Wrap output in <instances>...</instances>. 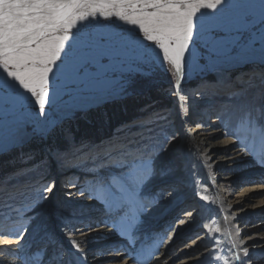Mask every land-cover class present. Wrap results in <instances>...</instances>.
<instances>
[{
    "label": "rangeland",
    "instance_id": "1",
    "mask_svg": "<svg viewBox=\"0 0 264 264\" xmlns=\"http://www.w3.org/2000/svg\"><path fill=\"white\" fill-rule=\"evenodd\" d=\"M229 2L250 5L244 13L251 23L239 33L235 27L225 25L211 26L203 35L196 34L194 29V34L206 42L205 47L197 42L203 50L204 65L196 76L184 83L180 100L177 99V94L174 95L178 84L174 70L169 75V71L162 66L159 55H154L153 60L147 63L116 67L106 73L98 71L95 66H89L86 71L60 73L57 65H61L70 45L83 34H99L102 39L103 33L109 31L135 32L138 29L137 25L127 23L118 16L105 15L106 12L115 13L118 8H100V3H95V11L92 4L81 9L86 14L85 18L90 15L96 19L88 24L74 23L68 30V40L64 41V48L60 53L61 59L52 65L53 72L49 73L47 90L51 106L45 105L46 115L38 114V105L33 104L35 98L29 93H25L28 99L23 106H8L6 116L5 106L0 105V201L6 200L10 193L14 194L18 203L13 204V209H17L21 203L37 199L40 189L51 182H55V190L40 201L42 207L50 203L55 195L71 192L75 195L76 190L67 188L68 186H77L81 182L82 186L89 188L90 184L95 188L90 175L84 174L82 177L74 173L69 176L67 172L62 173L63 167L78 162L89 172L90 158L102 154L108 145L114 143L138 145L149 150V155L153 154L158 151L156 146L163 143L166 137L177 134L180 138L181 133L178 132L181 124L176 113L177 106L183 110L186 106L188 115L191 113L192 119L187 123L189 128L201 129L206 121L217 118L221 126L232 135L241 124H247L236 112L237 106L249 101H264V41L261 40L264 27L260 25L261 0ZM235 11L232 10L229 14L234 15ZM214 14L220 13L198 7L193 20H206ZM62 34V31L57 33ZM152 51L158 52L154 49ZM164 64L172 70L167 61ZM3 76L4 73L0 71V78ZM197 91L203 96L197 98ZM195 106L199 109L194 111ZM205 109L211 111V114L206 115ZM50 114L57 123L46 134L44 128L50 122ZM45 142L53 147L45 146ZM41 145L44 148L39 151L38 147ZM71 180H75L74 184ZM181 187L180 190L183 188ZM238 187V184H231L228 193H225L223 187L219 188L223 189L221 191L226 198L239 195ZM156 190L159 192L164 188L158 186ZM188 195V206L175 209L177 213L172 216L177 218V224L183 220L182 215L186 211L197 208L198 201L194 197L189 198L191 194ZM236 197L238 196H233ZM44 210L45 207L38 209L35 214H16L15 223L11 227L19 225V230H23L22 234H14L19 230L13 234L0 233V239L17 236L22 238L42 222ZM5 211L7 210H0V221L6 214ZM252 215L255 216L254 223L249 222L247 226L264 220L262 214ZM96 217L95 220H98L104 216L98 214ZM86 228L89 227L83 229ZM200 236L201 231H197L196 237ZM100 251L97 248L94 257L104 255L107 259L116 255L111 249L103 250L104 254H99ZM82 253L86 254L85 259L89 258V263L93 254L87 250Z\"/></svg>",
    "mask_w": 264,
    "mask_h": 264
},
{
    "label": "snow or ice",
    "instance_id": "2",
    "mask_svg": "<svg viewBox=\"0 0 264 264\" xmlns=\"http://www.w3.org/2000/svg\"><path fill=\"white\" fill-rule=\"evenodd\" d=\"M81 3L82 0H0V71L4 73L0 78V105L5 106V116L8 106H23L28 99L25 93L35 98L33 104L38 105V114L46 115L45 105L51 106L47 90L49 73L53 72L52 65L61 59L68 30L86 16L80 11ZM99 7L118 8L115 13L106 12L105 15L118 16L137 25L138 29L135 32L109 31L103 33L102 39L99 34H83L70 45L64 58L66 63L62 61L57 65L60 73L86 71L89 66L106 73L116 67L147 63L162 52V66L169 75L174 70L179 81L185 75L184 56L194 41V29L196 34L203 35L211 26L225 25L235 27L239 33L251 23L244 13L250 5L233 4L229 0H101ZM198 7L217 10L220 14L211 15L206 20L198 18L194 22ZM261 9L260 25L264 27V0H261ZM232 10H236L234 15L229 14ZM61 31L63 34L57 35ZM261 40L264 41V36ZM153 48L159 51L153 53ZM164 61L172 66V70ZM177 99L181 97L177 96ZM236 112L253 131L264 136V101L246 102L237 106ZM178 138L177 134L166 137L156 146L158 151L151 155L149 150L138 145L114 143L108 145L102 154L90 158L91 169L87 174L95 184L93 199L105 209L114 226L123 228L126 233L139 230L149 203L158 205L166 197H171L168 190H154L150 194L152 201L145 198L148 186L156 178L161 156ZM159 170L165 169L161 167ZM55 187V182L44 185L37 199L21 203L17 209H13V204L18 203L15 195L10 193L6 200L0 201V210H14L17 215L35 214L41 206L40 201L53 193ZM44 231L47 233V229ZM22 232L19 230L14 234L21 235ZM68 243L69 248H65L54 235L47 236L34 255L26 258V264H75L72 253L75 252L77 257H82L83 253L76 240L69 239ZM241 253L225 264H246L249 248L244 247ZM167 259L165 254L156 264H164Z\"/></svg>",
    "mask_w": 264,
    "mask_h": 264
},
{
    "label": "bare ground",
    "instance_id": "3",
    "mask_svg": "<svg viewBox=\"0 0 264 264\" xmlns=\"http://www.w3.org/2000/svg\"><path fill=\"white\" fill-rule=\"evenodd\" d=\"M95 3H101V0H82L80 10ZM93 19L96 18L88 15L75 23L88 24ZM197 42L204 47L206 45L202 38L194 34L190 51H186L184 56L185 75L178 81L174 95H180L184 83L203 68V50ZM158 55L160 58L162 52ZM202 96L196 92L197 98ZM194 108V111L199 109ZM176 111L181 124L180 138L161 156L156 178L148 186L145 198L152 201L150 194L157 191L158 186L172 195L158 205L149 203L139 230L126 233L123 228L114 226L109 217L95 220L105 209L93 199L95 188L90 184L87 188L80 182L77 186L67 187L76 190L75 195L72 192L70 195H55L44 206L46 210L43 211L42 222L22 238L2 239L6 241L0 243V264H26V258L34 255L35 249L50 235H54L65 248H69V239L76 240L82 252L87 250L93 254L87 263L83 261V256L77 257L73 252L75 264H144L145 261L156 264L165 254L168 259L164 264H192L193 261L198 264H225V261L231 262L241 255L244 247L249 248L246 264H264V220L247 226L249 222L254 223L255 216L252 214L264 215V136L247 124H241L238 131L230 135L217 118L206 121L201 129L189 128L187 123L192 118L186 106L184 110L177 106ZM204 111L206 115L211 114L207 109ZM56 123L57 120L51 116L44 128L45 133H49ZM77 163L63 167L62 173L67 172L69 176L76 173L83 177L88 172ZM161 167L165 170L160 171ZM254 183L256 186H253ZM231 184H238L240 193L225 198L223 189L219 187L228 193ZM188 194H191L189 198L194 197L198 201L197 208L182 215L183 224L165 228L163 233L154 235L164 220L188 206ZM156 199L159 200V196ZM44 207L41 205L38 209ZM87 225L92 227L83 229ZM197 231H201L202 236L196 237ZM111 243L113 247L122 246L121 252L113 255L116 257H94L97 248Z\"/></svg>",
    "mask_w": 264,
    "mask_h": 264
},
{
    "label": "trees",
    "instance_id": "4",
    "mask_svg": "<svg viewBox=\"0 0 264 264\" xmlns=\"http://www.w3.org/2000/svg\"><path fill=\"white\" fill-rule=\"evenodd\" d=\"M169 104H171V103L169 102ZM45 146H47V147H53L52 144H48V142H45ZM42 148H44V146L41 145V146L38 147V150L39 151H42Z\"/></svg>",
    "mask_w": 264,
    "mask_h": 264
}]
</instances>
